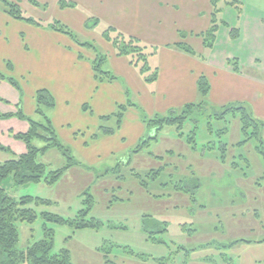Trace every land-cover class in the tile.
I'll return each mask as SVG.
<instances>
[{"label": "rangeland", "instance_id": "1", "mask_svg": "<svg viewBox=\"0 0 264 264\" xmlns=\"http://www.w3.org/2000/svg\"><path fill=\"white\" fill-rule=\"evenodd\" d=\"M18 4L25 16L32 17L44 28L54 20L65 25L61 19L71 16L76 26L68 28L80 41L91 42L103 54L98 41L108 26L82 8L80 2L73 6L75 10L81 9V13H76L79 15L76 20L75 10L59 13L55 0H46V4L37 8L40 12H32L24 3ZM70 60L69 56L65 63L58 64L56 75L65 71L66 64L69 71ZM90 66L94 76L92 62ZM101 70L110 72L105 64ZM3 76L11 78L18 86L21 84L10 74ZM94 80L109 86L115 81H100L95 77ZM7 82L1 83L0 88H6ZM2 93L0 89L3 111L18 110V106L7 103L10 96ZM125 94L130 100H127L128 105L126 101L117 107H131V96L128 98L126 91ZM199 97L194 102H207L206 111L191 113L181 129L175 125L163 126L156 139L148 138L155 130L147 132L142 120L146 129L136 143L132 137L135 128H131L134 132L130 130L123 142L103 143L90 149H83L68 138L62 140L56 134L63 147L69 149L74 162L67 167V156L57 147L39 154L37 159L45 164L46 171L64 168L54 184L41 181L15 186L10 177L2 183L15 199L29 195L49 201L26 204L35 212L36 219L31 224L17 222L19 249L25 250L43 239L45 230L51 229L53 252L68 250L73 264H105L106 261L109 264H226L227 261L237 264L234 256L238 253L264 264L263 259L256 258L264 256V242L261 243L264 241V161L254 149L255 140L244 141L237 115L216 119L212 114L223 106H210L207 97ZM84 103L88 118L93 117V122H98L94 135L103 136L101 127L115 129L113 133L119 129L116 125L119 108L103 118L92 111L89 102ZM182 109L174 108L172 115L180 114ZM133 111L141 115L138 109ZM169 111L146 117H164L170 115ZM31 117L43 121L38 114ZM9 129L25 132L28 122L0 118V144L4 147L8 146ZM78 135L80 140L82 133ZM188 136L193 137V142H188ZM262 136L264 138L263 132ZM142 140H145L144 145ZM17 145L21 149L11 145V152L0 150V162L26 151L22 141L18 140ZM34 145L40 148L44 142L35 140ZM88 207L91 209L87 217L100 222L98 229H75L43 216L47 213L73 219ZM148 235L153 239L149 240Z\"/></svg>", "mask_w": 264, "mask_h": 264}, {"label": "crops", "instance_id": "2", "mask_svg": "<svg viewBox=\"0 0 264 264\" xmlns=\"http://www.w3.org/2000/svg\"><path fill=\"white\" fill-rule=\"evenodd\" d=\"M10 1L24 3L32 12H40L37 8L46 4V0H34V3L31 0ZM55 1L59 13L75 10L73 7L61 8L60 0ZM68 1H72L74 7L80 2L82 8L107 26L144 45L146 51L151 52L147 62L151 69L157 70L156 79L146 82L144 75L130 63V58L117 56L113 45L102 36L98 47L106 56L104 64L116 79L109 83L110 86L97 84L90 66L95 58L93 52L81 48L62 33L16 20L0 11V74H10L21 83L15 90L6 80L0 79V84L8 83L6 88H0L2 94L11 98L5 101L19 107L12 112L0 107V115L12 114L11 119H20L16 116L20 110L32 119L31 115L36 114L35 93L40 88L46 89L55 104L45 112L62 140L68 138L79 147L90 149L103 143L123 142L129 137V131H133L131 128H135L132 137L136 143L146 128L134 108L144 115H151L195 103L200 98L197 81L204 76L209 86L207 100L210 106L243 103L255 117L264 121V0H239L240 12L224 6L219 17L224 24L218 27L211 48L205 46L203 38L210 26V0ZM80 10H75V14L81 13ZM76 17L79 15H75V20ZM61 21L69 28L76 26L71 16ZM234 28L238 29L239 35L233 39L230 31ZM177 43L189 46L193 54L177 47ZM68 55L71 57L69 71L66 64L65 71L56 75L58 64L65 63ZM125 91L135 106L126 107L123 122L115 133L93 138L98 122L94 123L93 117L88 118L82 108L84 102H89L92 111H97L100 117H106L119 103L130 101ZM9 130L8 146L5 147L11 151V145L21 149L14 137V133L20 131ZM77 132L82 133L80 140ZM234 257L237 264H258L259 260L252 256L245 258L241 253ZM256 258L264 260V256Z\"/></svg>", "mask_w": 264, "mask_h": 264}, {"label": "trees", "instance_id": "3", "mask_svg": "<svg viewBox=\"0 0 264 264\" xmlns=\"http://www.w3.org/2000/svg\"><path fill=\"white\" fill-rule=\"evenodd\" d=\"M31 2L34 3V0H31ZM210 2L212 7L210 26L203 38L205 46L211 48L214 44L218 27L224 24L221 22V18H219L223 7L231 6L240 12L241 4L239 0H210ZM0 3H2L0 8H2L3 12L7 13L12 18L40 26L38 21L23 14L17 2L10 0H0ZM59 6L61 8L73 7L74 3L67 0H60ZM48 28L67 35L77 45L94 51L95 58L92 61V66L95 79L100 81L104 79L109 81L116 79L115 75H113L111 72L101 70L102 64L105 63L106 56L100 53L91 42L80 41L72 30L61 24L59 21L54 20L48 25ZM230 35L233 39L238 37V29H232L230 31ZM102 36L105 40L113 45L116 55L128 56L132 65L134 67H139L138 69L144 75V80L146 82H151L156 79L157 70L151 69L147 62L148 56L151 52H147L146 47L141 45L136 38L132 36H126L110 26H108L102 32ZM176 46L187 53L193 54L192 49L186 44L177 43ZM232 63L236 69V62L233 61ZM147 73L149 74L146 75ZM0 79H6L19 89V86L13 82L11 78L4 77L2 74H0ZM197 89L201 97L205 99L208 94L209 86L204 76L199 77L197 81ZM54 104V99L51 94L46 89H39L35 93V112L44 122L35 121L31 118H28L24 116L20 110L16 113L17 117L20 119H25L28 122L27 131L14 133V137L25 144L26 151L16 155L12 159L0 162V264H73L68 250L61 249L58 252H53V231L51 229L45 230L43 239L33 242L25 250L19 249L17 222L20 221L31 224L36 219L35 212L31 208L27 207L26 204L32 201H35V203H49V201L40 198H33L29 195H24L18 199H15L11 197L2 186L3 181L9 177L12 179V182L15 186L30 182L37 183L41 181H45L47 184H54L62 175L64 168L54 171H46L45 164L37 159L39 154L45 153L50 147H57L63 152L65 156H67V160L69 162L67 167H69L74 162L73 157L69 154V149L64 148L58 140L51 121L46 115L45 109L53 107ZM127 105H120L117 107L120 109V111L116 114L118 117V122L116 124L117 128L120 126L122 121L121 119L123 117V111H125ZM130 105L132 106L134 104L130 103ZM207 105V102L204 101H201L197 104L188 103L183 107L180 114L172 115L175 114V111L171 110L169 111L170 115L164 117L154 115L152 118H150L146 117V115L141 112V118L146 125L147 132L150 133L151 129L155 130L153 136H149L148 138L156 139L158 131H160V129H162V127L165 125H175L177 129H181L184 122L187 121L191 113H195L197 111L203 113V111H206ZM43 108L45 109L43 110ZM83 109H87V107L83 106ZM216 112L217 111L212 114V116H215L216 119L225 118L229 114L238 116L240 123V133L243 136L244 141L250 139L255 140L256 144L254 149L264 161V138L262 136L264 121L255 117L250 111L249 107L243 103L226 104L218 113ZM10 116H12V114L0 115V117ZM193 122L195 123L196 120ZM101 129L102 130L100 131L102 135H109L115 131V129L106 127H101ZM192 134L195 135L194 130H192ZM96 136L97 135H93V137ZM35 140L43 141L44 146L40 148L35 146ZM187 140L191 143V141L193 142V137L188 136ZM144 141L145 140H142L141 143L143 144ZM0 150L11 152L8 147H4L1 144ZM90 209L91 208L88 207L85 210H81L73 219H66L61 216L47 213H44L43 216L46 219L54 220L60 224H67L74 227L75 229H98L100 222L97 219L87 217ZM148 238L149 240L153 239L150 237V235H148ZM135 256L143 258L141 255ZM104 257H107V253L104 255ZM105 264H109V262L106 261ZM226 264L230 263L227 261Z\"/></svg>", "mask_w": 264, "mask_h": 264}]
</instances>
